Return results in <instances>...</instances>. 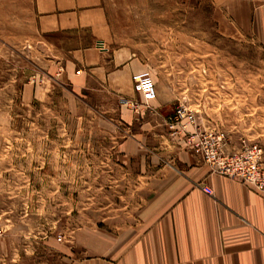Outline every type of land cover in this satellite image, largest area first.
Here are the masks:
<instances>
[{
  "label": "rangeland",
  "instance_id": "rangeland-1",
  "mask_svg": "<svg viewBox=\"0 0 264 264\" xmlns=\"http://www.w3.org/2000/svg\"><path fill=\"white\" fill-rule=\"evenodd\" d=\"M129 138L212 175L264 168V0H0V264L103 259L90 234L120 233L152 189L118 163Z\"/></svg>",
  "mask_w": 264,
  "mask_h": 264
},
{
  "label": "crops",
  "instance_id": "crops-1",
  "mask_svg": "<svg viewBox=\"0 0 264 264\" xmlns=\"http://www.w3.org/2000/svg\"><path fill=\"white\" fill-rule=\"evenodd\" d=\"M145 151L143 138L119 145L121 168L137 169L139 179L154 170L148 176L152 189L120 233L90 234L89 245L99 247L97 253L101 239L105 242V257L90 264H264V194L212 175L185 152L171 159L160 154L140 158ZM201 185L211 186L214 198Z\"/></svg>",
  "mask_w": 264,
  "mask_h": 264
},
{
  "label": "built area",
  "instance_id": "built-area-1",
  "mask_svg": "<svg viewBox=\"0 0 264 264\" xmlns=\"http://www.w3.org/2000/svg\"><path fill=\"white\" fill-rule=\"evenodd\" d=\"M134 84V91L140 95L145 103H153L158 99V91L156 84L151 74L143 72L136 74L132 77ZM192 125L195 122L194 116L189 115L186 119ZM220 156H222L220 154ZM220 166L221 174L232 181H241L244 184L252 186L256 191L264 194V168L256 166V163L248 168L245 167V163L240 157L234 156L232 160L221 158ZM202 191L210 197L214 198V192L211 187L201 186Z\"/></svg>",
  "mask_w": 264,
  "mask_h": 264
}]
</instances>
